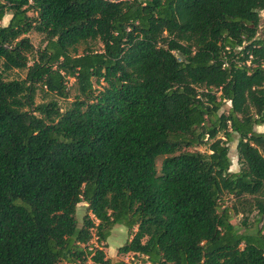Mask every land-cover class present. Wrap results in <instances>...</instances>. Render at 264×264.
<instances>
[{
	"label": "trees",
	"instance_id": "obj_1",
	"mask_svg": "<svg viewBox=\"0 0 264 264\" xmlns=\"http://www.w3.org/2000/svg\"><path fill=\"white\" fill-rule=\"evenodd\" d=\"M263 10L0 0V264H126L102 252L114 226L116 254L149 264H264ZM251 212L249 231L230 222Z\"/></svg>",
	"mask_w": 264,
	"mask_h": 264
},
{
	"label": "rangeland",
	"instance_id": "obj_2",
	"mask_svg": "<svg viewBox=\"0 0 264 264\" xmlns=\"http://www.w3.org/2000/svg\"><path fill=\"white\" fill-rule=\"evenodd\" d=\"M8 19H9V15H5L2 18L0 25L4 26L7 23ZM263 34H264V10L259 13V23H258L256 36L262 37ZM26 36L34 49H40L43 46L42 38L39 34L31 31ZM94 49H97V48H94ZM80 50H81V47L78 48V52H80ZM23 77H24V71L12 70L11 72L5 74L6 79H21ZM66 86L68 88V98L66 100L57 98V97L53 98L57 101L60 107H65L67 103L71 101L73 95L75 94L74 88L72 86V80H69ZM38 99H39V96L37 100ZM227 108H228V104H225L219 110V112H225ZM255 131L264 132V125L255 127ZM235 146H236V139L233 137L232 140L227 144L228 157L230 160V166H229L230 172H236L238 170V164L236 162ZM197 149L199 151H203L204 148L199 147ZM158 164H159V160L156 161L157 168H158ZM231 203H232V200L229 197L227 196L223 197V203H222L223 206H230ZM84 214H85V205L79 204L75 212V219L78 225L80 224L81 218ZM253 219H254V212H251L249 214L244 213L242 215L241 214L233 215L230 219V222L233 224V226L238 228L240 232H243L245 230L246 231L251 230L253 226ZM122 228L123 227L121 226H115L111 230L107 240L105 241L106 243L104 247L102 248V252L104 253L105 258H110V256L111 257L113 256V258H118L122 261H128L129 263H131L130 256H128V254L126 255L116 254V249H117L116 247L121 246L127 239L126 231ZM93 243L95 244L94 241ZM98 246L101 247V245H98ZM133 260H136L139 263H144V260L140 256H134Z\"/></svg>",
	"mask_w": 264,
	"mask_h": 264
},
{
	"label": "built area",
	"instance_id": "obj_3",
	"mask_svg": "<svg viewBox=\"0 0 264 264\" xmlns=\"http://www.w3.org/2000/svg\"><path fill=\"white\" fill-rule=\"evenodd\" d=\"M128 256H130L131 263H129L128 261H124L126 264H149L146 260V257L140 256L144 260V263H139L136 260H133V257L138 255L128 254Z\"/></svg>",
	"mask_w": 264,
	"mask_h": 264
},
{
	"label": "crops",
	"instance_id": "obj_4",
	"mask_svg": "<svg viewBox=\"0 0 264 264\" xmlns=\"http://www.w3.org/2000/svg\"><path fill=\"white\" fill-rule=\"evenodd\" d=\"M114 227H115V226H114ZM114 227H113V228H114ZM113 228H112V229H113ZM112 229H111V230H112ZM122 229H124V228H122ZM124 230H125V229H124ZM125 231H126V230H125ZM110 232H111V231H110ZM109 234H110V233H109ZM107 238H108V237H107ZM106 240H107V239H106ZM105 243H106V242H105ZM119 247H120V246H119ZM116 248H118V247H116ZM116 250H117V249H116ZM110 258H113V256H112V257L110 256Z\"/></svg>",
	"mask_w": 264,
	"mask_h": 264
}]
</instances>
